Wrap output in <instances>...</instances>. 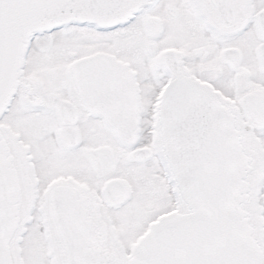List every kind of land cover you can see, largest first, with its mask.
I'll use <instances>...</instances> for the list:
<instances>
[{"label":"snow or ice","instance_id":"obj_1","mask_svg":"<svg viewBox=\"0 0 264 264\" xmlns=\"http://www.w3.org/2000/svg\"><path fill=\"white\" fill-rule=\"evenodd\" d=\"M0 264H264V0H0Z\"/></svg>","mask_w":264,"mask_h":264}]
</instances>
